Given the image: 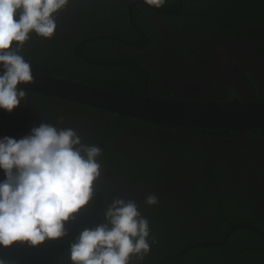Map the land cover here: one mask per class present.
Returning a JSON list of instances; mask_svg holds the SVG:
<instances>
[{
    "label": "flooded vegetation",
    "instance_id": "1",
    "mask_svg": "<svg viewBox=\"0 0 264 264\" xmlns=\"http://www.w3.org/2000/svg\"><path fill=\"white\" fill-rule=\"evenodd\" d=\"M167 1L157 9L144 0H68L56 14L54 36L44 39L31 33L21 55L62 56L91 72L106 71L104 65L131 64L134 73L145 75V95L264 99V3L248 0L209 9L197 4L200 17L192 19L193 4ZM121 34H138L146 43L130 42L119 38ZM107 37L121 44L84 45ZM92 54L111 56L116 63L98 62ZM40 123L74 129L83 144L104 147L93 199L65 224L68 237L60 243L74 242L82 230L104 222V209L114 198H124L135 200L142 216L151 218L150 252L142 262L133 258L132 264H182L180 252L173 253L189 241L220 247L217 256L196 264H264V251L257 250H264V130L170 129L27 92L12 113L0 109V139L19 140ZM5 178L0 169V182ZM149 194L158 197V204L145 205ZM237 216L247 222L234 226L249 230L227 241L238 229L227 235L232 226L220 240L226 222ZM60 243L33 247L15 242L6 247L7 255L0 248V261L71 264L69 258H55L63 250ZM249 246L254 248L242 255Z\"/></svg>",
    "mask_w": 264,
    "mask_h": 264
},
{
    "label": "clouds",
    "instance_id": "2",
    "mask_svg": "<svg viewBox=\"0 0 264 264\" xmlns=\"http://www.w3.org/2000/svg\"><path fill=\"white\" fill-rule=\"evenodd\" d=\"M161 8L166 0H144ZM68 0H0V109L12 113L35 82L30 62L21 52L30 34L54 36L56 14ZM15 42V43H14ZM102 149L86 145L74 129L40 123L17 140L0 139V246L27 242L38 246L45 240L67 235L66 222L90 203L101 175L98 157ZM155 194L145 198L154 206ZM135 200L114 198L103 211L104 222L85 228L71 244V264H132L150 252L149 221ZM155 243V241H152ZM0 264H4L0 261Z\"/></svg>",
    "mask_w": 264,
    "mask_h": 264
},
{
    "label": "water",
    "instance_id": "3",
    "mask_svg": "<svg viewBox=\"0 0 264 264\" xmlns=\"http://www.w3.org/2000/svg\"><path fill=\"white\" fill-rule=\"evenodd\" d=\"M32 72L34 83L18 85L26 92L89 106L143 123L183 130H229L237 133L264 130V100L204 101L132 95L34 69ZM239 227H232L227 235ZM194 247L189 246L180 254Z\"/></svg>",
    "mask_w": 264,
    "mask_h": 264
},
{
    "label": "trees",
    "instance_id": "4",
    "mask_svg": "<svg viewBox=\"0 0 264 264\" xmlns=\"http://www.w3.org/2000/svg\"><path fill=\"white\" fill-rule=\"evenodd\" d=\"M258 1L260 3H264V0H258ZM167 2L178 3L179 0H168ZM186 2L194 5L193 13H191V15L189 17L192 19H197L200 17L198 15L199 9L198 8L195 9V5H197V4L204 5V6H202L203 8L209 9V7L213 4L229 5L232 3V4L240 5L241 3L245 4L246 2H248V0H186ZM123 13H124V10H123ZM261 20L264 23L263 17L261 18ZM101 34H108V33L106 32V33H101ZM118 37L122 38V39L125 38L126 40H128L130 42H134L136 40H139L140 41L139 44H142V41L144 43H146V41H144L143 39L142 40L140 39V36L138 34L135 36H131L130 34H127V35L121 34ZM98 44H102L105 46V45H110V44H121V42L119 40L117 41L115 39L113 40L112 38L107 37L104 39H99V40L87 42L84 45L88 47L89 45L98 46ZM61 55L62 54L60 53V56ZM91 56H92V57H90L91 59L95 60L94 58H97L96 61L101 62V63H107V64H109V63L115 64L116 63V62L112 61L111 56H97L94 54H92ZM30 57L31 58H25V57L24 58L26 61L30 62L31 68L34 70L41 71V72L46 73V74H50V75L58 76V77H63V78H68V79H72V80L84 81L85 83L92 84L95 86H100V87H103V88H106L109 90H113L116 92H122V93L132 94V95H141V96L145 95V93L143 91V85H144V82L146 79L145 75H143L141 73H134L135 67L131 64L117 65L114 67H109V66L104 65L103 68H105L106 71H104V72H91L90 70H88L84 67H78V65H76L72 61V59L64 58L65 60H63L62 56L57 57V58H55V57L54 58H51V57L39 58V57H33L32 55H30ZM51 61L54 64L55 63L59 64L58 65L59 67H57L56 64L55 65L52 64ZM149 94L151 96L173 98L172 95H170V96L155 95V94H152L151 92H149ZM41 97H43V96L41 95ZM174 98L184 99V98H180V97H174ZM260 100H264V99H260ZM109 114L114 115V116L116 115L113 113H109ZM116 116L119 117V119H129V118L122 117L119 115H116ZM139 122H141V121H139ZM166 128H169V127H166ZM170 129H177V128H170ZM195 130L197 132L208 131V130H198V129H195ZM221 131L233 133L232 131H229V130H221ZM262 131L263 130H255L252 132L256 133V132H262ZM102 149H104V147ZM147 219L149 222L151 221L150 217ZM222 220H224V219H222ZM246 222L247 221H245L244 217L237 216L235 218H230L229 222H226V224H225V229H224L223 233L221 234L222 236H221L220 240L223 239L224 233L227 232L232 226L239 225V224L243 225ZM67 223L68 222H66V224ZM247 230H249V229H247L245 226H240L227 241H230L233 238L238 237L240 234H242V236H243ZM67 237H68V235H67ZM60 239H63V237L58 238V239H53V240H45L43 243L49 244V241H53L54 243H56V246H59L58 243H60ZM72 243L73 242L70 241V239H67V240L65 239L63 242H61L60 246L63 248V250L62 251L59 250L57 252V255L55 256V258L60 260V261L65 262V259L68 258V253H69L70 246ZM193 244H198V243L193 242V241L186 242L185 244L181 245L179 247V249L173 253V255L181 252L183 249H185V248H187ZM252 248H254V247L249 246L248 248H244L241 251L242 255H246L248 253V251ZM257 250L264 251L263 249H257ZM219 252H220V247L202 246L199 243L198 246H196V247L188 250L187 252L181 254L178 259H180L182 261V264L203 263V261H205V260L207 261L208 258H211V257L214 258L215 256H217L219 254Z\"/></svg>",
    "mask_w": 264,
    "mask_h": 264
},
{
    "label": "rangeland",
    "instance_id": "5",
    "mask_svg": "<svg viewBox=\"0 0 264 264\" xmlns=\"http://www.w3.org/2000/svg\"><path fill=\"white\" fill-rule=\"evenodd\" d=\"M0 248L2 249V251H3L5 254H6V252H8V250H7L6 247L1 246ZM6 255H7V254H6Z\"/></svg>",
    "mask_w": 264,
    "mask_h": 264
}]
</instances>
